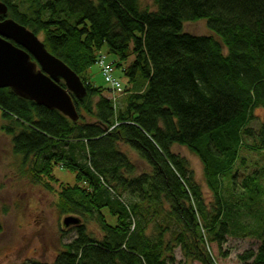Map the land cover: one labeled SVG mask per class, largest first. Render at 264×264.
<instances>
[{
    "label": "trees",
    "instance_id": "trees-1",
    "mask_svg": "<svg viewBox=\"0 0 264 264\" xmlns=\"http://www.w3.org/2000/svg\"><path fill=\"white\" fill-rule=\"evenodd\" d=\"M151 1L156 12L142 10L138 0H30L25 11L0 0L8 9L4 18L42 34L46 50L87 93L72 96L79 115L73 123L0 89L1 131L11 137L12 154L22 165L31 162L36 182H58L59 215L79 220L63 231L74 238L51 264H176V248L186 261L214 264L203 230L222 247L231 209L253 206L247 196L264 191L262 170L244 177L242 203L222 197L224 181L234 190L242 149L264 158V124L249 128L254 110L264 108V0ZM200 20L209 36L183 32L185 23ZM104 48L128 82L121 108L108 84L98 87L85 77ZM122 145L140 156L148 173L136 174ZM173 146L201 163L211 211ZM55 167L74 174L76 183L60 182ZM237 259L264 264V224L256 250Z\"/></svg>",
    "mask_w": 264,
    "mask_h": 264
},
{
    "label": "rangeland",
    "instance_id": "rangeland-1",
    "mask_svg": "<svg viewBox=\"0 0 264 264\" xmlns=\"http://www.w3.org/2000/svg\"><path fill=\"white\" fill-rule=\"evenodd\" d=\"M13 1L19 4L23 11L30 2V0ZM138 4L142 10L157 11L151 0H138ZM183 32L193 36H209L211 34L204 20L185 23ZM37 37L43 42L42 34ZM223 53L226 54L224 48ZM101 55L107 57L108 63L116 61L107 48L102 49L99 56ZM85 77L95 86L108 87L97 63L88 70ZM114 77L123 87L128 85L127 79L120 70L114 72ZM109 94L111 96L112 91ZM109 94L107 93L108 96ZM116 98L119 99V108H121L124 96L118 94ZM253 116L249 128L258 131L259 127L264 124V108L255 109ZM3 124L0 114V264H25L29 261L51 264L62 247L74 238L73 233L63 232L65 228L62 225V220L65 216H60L57 210L59 183L50 182L44 178H41L38 183L33 179L31 162L22 165V158L12 154L11 137L1 131ZM250 143L251 141L248 140L247 144ZM120 150L134 163L136 174L149 172V167L135 151L124 145L120 146ZM171 152L186 160L189 169L194 174L196 183L201 187L207 208L211 211L215 206L214 198L205 185L203 168L199 160L184 147L173 146ZM240 152L244 163L237 164L238 178L234 190L233 188L231 190L227 181L223 182L222 197L227 202L233 201L232 204L235 202L234 198L241 200L240 203L245 200L246 195L242 188L244 177L250 176L252 172L264 170V158L258 151L249 152L242 149ZM59 167L54 168V176L66 185H74L76 183L75 175ZM261 185L264 187V179ZM249 186L252 188L254 184L250 183ZM247 200L249 204H253V206L245 204L250 211L245 209L242 204H240L241 206L235 205L231 209L230 234L222 247L211 242L209 239L211 235L203 230L204 248L214 264H239L237 259L239 255L247 250H256L264 224V191L253 190L250 196H247ZM123 201L129 203L127 198H123ZM91 229H93V225H90L89 230ZM174 256L176 264H200L195 261H186L180 248L174 250Z\"/></svg>",
    "mask_w": 264,
    "mask_h": 264
},
{
    "label": "water",
    "instance_id": "water-1",
    "mask_svg": "<svg viewBox=\"0 0 264 264\" xmlns=\"http://www.w3.org/2000/svg\"><path fill=\"white\" fill-rule=\"evenodd\" d=\"M7 11L0 2V89H10L17 97L57 111L76 123L79 115L72 96L79 100L86 96L82 81L52 56L34 33L4 18ZM78 224L74 217L62 220L64 228Z\"/></svg>",
    "mask_w": 264,
    "mask_h": 264
},
{
    "label": "built area",
    "instance_id": "built-area-1",
    "mask_svg": "<svg viewBox=\"0 0 264 264\" xmlns=\"http://www.w3.org/2000/svg\"><path fill=\"white\" fill-rule=\"evenodd\" d=\"M97 65L101 68V75L106 84L110 87L112 94L110 99L113 102L117 101L116 95L121 94L123 89L121 83L114 77V67L111 62H107L106 56H99Z\"/></svg>",
    "mask_w": 264,
    "mask_h": 264
}]
</instances>
